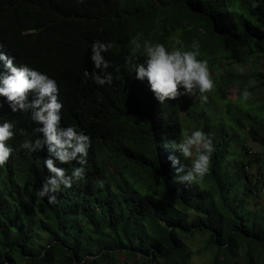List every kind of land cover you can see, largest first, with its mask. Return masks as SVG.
<instances>
[{
  "label": "trees",
  "instance_id": "1",
  "mask_svg": "<svg viewBox=\"0 0 264 264\" xmlns=\"http://www.w3.org/2000/svg\"><path fill=\"white\" fill-rule=\"evenodd\" d=\"M144 39L167 47L180 39L186 48L196 41L216 82L208 101L182 95L160 104L124 63ZM95 40L111 43L105 58L120 68L110 86L83 82V71L94 70ZM0 51L14 65L55 79L61 126L91 140L84 181L54 204L36 194L48 175L47 146L31 154L21 149L0 168V264H191L205 252L206 264H264V153L246 147L250 141L264 148V70L228 69L264 66V5L0 0ZM224 87L236 89L235 101L226 99ZM245 87L247 101L240 95ZM215 96L223 106L209 102ZM5 120L15 124L14 148L35 139L29 115L13 113L0 96V123ZM193 127L212 134L210 171L199 183L178 184L169 157L177 167L189 162L172 141ZM74 164L57 166L70 173Z\"/></svg>",
  "mask_w": 264,
  "mask_h": 264
},
{
  "label": "clouds",
  "instance_id": "2",
  "mask_svg": "<svg viewBox=\"0 0 264 264\" xmlns=\"http://www.w3.org/2000/svg\"><path fill=\"white\" fill-rule=\"evenodd\" d=\"M79 2L83 3V0ZM248 4L250 8L257 9L264 5V0H248ZM175 44L179 46L167 47L165 43L149 39H144L142 44L135 42L129 54L125 56V66L134 73L136 80L147 82L160 104L182 95L206 103L208 94L216 88L207 58L201 57L200 46L196 41L187 48L180 39H176ZM111 47L110 42H92L89 59L94 70L91 73L87 69L83 71V82L87 83L90 79L100 87L113 83V72L119 73L120 68L113 66L105 58V53L109 52ZM138 54L144 57L143 62H138ZM13 59L0 51V63L6 70L0 73V96L6 98L13 113L29 115L37 127L33 129L35 139H24L18 148H14L9 143L16 135L14 122L5 120L0 123V168L21 149L31 154L38 153L47 146L48 155L43 159V165L48 175L36 194L54 204L58 194L84 181V165L87 163L91 140L88 135L77 131L73 126H61L63 105L58 98L56 80L26 64L16 66ZM110 68L112 71H109ZM240 95L247 101L251 93L245 87ZM20 132L23 134L22 129ZM172 145L183 160L189 162L177 167L178 161L169 157L175 173L172 180L186 185L201 182L210 171L215 152L212 134L198 127L183 129L178 140L172 141ZM73 162L75 164L70 173L64 167L57 166ZM99 183L102 185V182ZM99 258V255L95 257L97 260Z\"/></svg>",
  "mask_w": 264,
  "mask_h": 264
},
{
  "label": "rangeland",
  "instance_id": "3",
  "mask_svg": "<svg viewBox=\"0 0 264 264\" xmlns=\"http://www.w3.org/2000/svg\"><path fill=\"white\" fill-rule=\"evenodd\" d=\"M220 61H221V63H224V60H220ZM221 68H222V66H221ZM228 69H232L236 73H241V74L246 75V74L252 73L255 70L262 71V70H264V66H263L262 63L260 65L256 66L252 62H250L249 64L244 65V66H241V65H238V64H232ZM210 72H212V71H210ZM224 89H226L225 90L226 99H228L230 102L235 101V99H236V89H232V88L229 89V88H226V87H224ZM208 95L212 96L213 94L209 93ZM213 98H212L213 100L209 101L210 103L215 102L219 106H223L224 105L223 101L221 99H219L217 96H215ZM190 100L193 101L194 97H190ZM210 108L213 109L212 107H210ZM226 121H227V118H226ZM246 147L253 154L254 153H264V148H262L260 145H258L256 143H253V142L249 141L247 143ZM200 241H201V238L199 236H197L196 237V242L194 243V245L198 244V246H200V243H199ZM189 244L191 245V243H189ZM209 260H210L209 253L205 252V253H203L201 255L193 256L191 264H206Z\"/></svg>",
  "mask_w": 264,
  "mask_h": 264
}]
</instances>
